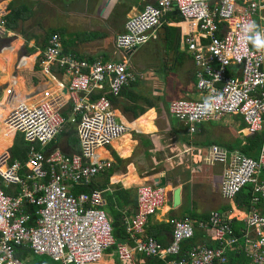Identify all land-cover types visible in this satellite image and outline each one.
I'll return each mask as SVG.
<instances>
[{
	"label": "built area",
	"instance_id": "2783aa9c",
	"mask_svg": "<svg viewBox=\"0 0 264 264\" xmlns=\"http://www.w3.org/2000/svg\"><path fill=\"white\" fill-rule=\"evenodd\" d=\"M138 1L144 3L142 9L126 20L115 38L119 50L130 53L146 44L173 10L197 29V38L190 33L183 42L192 54L196 88L203 97L171 102L170 116L189 135L206 121L235 116L249 136H258L255 158L217 145H210L204 155L207 163L222 167V199L232 200L244 186L251 188L249 207L238 221L240 236H234L229 220L212 212L207 223L211 245L183 251L195 234L194 222L187 217L169 218L171 241L162 245L148 234V223L168 202V191L152 182L138 187L135 216L124 221L128 237L117 241L113 220L104 209V191L75 194L74 189L89 186L112 167L100 152L128 132L107 97L120 96L131 82L128 58L91 60L65 53L56 34L40 61L45 74L55 67L69 77L70 116L48 100H6L11 110L3 124L14 130L13 140L21 136L31 149L25 162L13 161L11 146L0 156V264H98L106 254L121 261L140 255L163 264H226L235 248L249 264H264V49L242 39L241 31L248 21L264 31V0ZM5 15L0 5V35L6 30ZM98 93L102 96L93 99ZM206 103L212 107L205 108ZM67 124L75 126L79 139V151L72 154L50 147Z\"/></svg>",
	"mask_w": 264,
	"mask_h": 264
},
{
	"label": "crops",
	"instance_id": "0c3cea01",
	"mask_svg": "<svg viewBox=\"0 0 264 264\" xmlns=\"http://www.w3.org/2000/svg\"><path fill=\"white\" fill-rule=\"evenodd\" d=\"M0 5L9 15L6 32L0 35V102L15 99L36 104L48 100L70 115L69 77L55 67L51 74H45L41 67L40 55L51 36H61L66 53L121 61L127 57L117 49L115 37L124 31V22L136 15L144 3L138 0H0ZM196 30L177 11L165 14L149 41L130 54L132 80L116 97L115 104L112 103L120 121L129 128L100 152L102 158L112 162V167L102 174L101 184H106L102 191L114 216L115 232L121 239L127 235L124 221L135 216L138 187L152 183L154 177L163 176L165 187L181 188L180 204L172 207L173 189L168 191V202L149 220L148 234L162 245L167 246L171 241L172 227L168 224L171 217L192 218L195 229L192 246H208L212 244V235L207 222L212 212L229 221H240L247 212L234 199L219 196L222 167L210 165L204 155L210 145H217L256 157L259 139L257 146L249 150L250 136L239 117L222 116L206 121L196 133L189 135L182 124L167 114L171 101L203 97L195 89V63L183 42L190 33L197 38ZM147 47L148 55L142 56ZM67 137L59 139L53 147L72 154L79 149V139ZM242 253L235 248L226 264H249ZM155 259L163 264L161 259ZM148 260L138 255L134 261H121L115 254H106L98 264H147Z\"/></svg>",
	"mask_w": 264,
	"mask_h": 264
},
{
	"label": "trees",
	"instance_id": "16d2710c",
	"mask_svg": "<svg viewBox=\"0 0 264 264\" xmlns=\"http://www.w3.org/2000/svg\"><path fill=\"white\" fill-rule=\"evenodd\" d=\"M7 20H8V17H7ZM96 58H100V57H96ZM96 58H92L91 60L96 59ZM24 68H29V67H24ZM101 96L102 95L98 93V94L93 96V99L99 98ZM107 97L111 100V102L113 104H115L116 97H112L110 95H108ZM10 110H11V107H10V105H8L6 103V101H3V102L0 103V112H7L8 113V112H10ZM142 112H144V110H142ZM64 115L65 116H70V115H67L66 113H64ZM2 117H3V119L6 118L7 114L0 113V121H1V126H0V147H3L5 150H7L12 144L13 137H14V130L9 128L5 123L2 125V121H3ZM74 128H75V126H73V125H69L68 127H66L63 130V132L58 136L56 142H58L59 139L63 138L66 135H68L67 138L69 140L72 137V139L75 141L76 138H77V132H76V129H74ZM249 140H250L249 143H250V147H251V148H249V150H251V149H253V148H255L257 146L258 136H250ZM56 142H54V144H52L50 147L55 146L57 144ZM4 149H0V156H2L5 153ZM30 149H31V145L29 143H27L23 137L19 136L16 139L15 144L13 145V147L11 149V155H12L13 161L14 160H20L22 162L27 161L28 153L30 152ZM78 151H79V149L76 148L75 152H78ZM242 154L247 156V157H255V156H250L248 154V152H246V151L242 152ZM106 181L108 182L109 179L107 178ZM101 182H102V174L99 175L98 177H96L93 180L92 184H90L89 186H77V187H75L74 193L75 194H79L80 192H90L93 189L102 190V188L105 187L106 184H105V186H102ZM250 198H251V188H250V186H244L235 195V197L233 199H234V201H235V203L237 204L238 207H242L245 210H247L248 207H249ZM107 205H108V200H107ZM111 206H112V204H111ZM29 210H30L31 213H33V212H35V207H30ZM190 217H192V216H190ZM190 219H192V218H190ZM193 220H195V219H193ZM208 222H209V220H208ZM229 224H230V227H231V229L233 231L234 236L235 237H239L240 236L239 229H241V223L238 222V221H235V220H231V221H229ZM113 225H114V228L116 229L114 221H113ZM115 229H114V234H115V237H116L117 241H119V242L125 241L127 239L128 235H126L125 239H121V238H119L117 236V234L115 232ZM192 244H193V239H191L189 242H187L185 244V246H183V251L188 250L192 246ZM21 253L26 255V254L29 253V251L27 249L26 250L22 249ZM42 259L46 260L47 258L46 257H42ZM147 264H162V262L157 261L155 258L154 259L149 258ZM215 264H217V263H215Z\"/></svg>",
	"mask_w": 264,
	"mask_h": 264
},
{
	"label": "clouds",
	"instance_id": "9594fccd",
	"mask_svg": "<svg viewBox=\"0 0 264 264\" xmlns=\"http://www.w3.org/2000/svg\"><path fill=\"white\" fill-rule=\"evenodd\" d=\"M180 15V14H179ZM9 15H5V19H6V21H8L7 20V17H8ZM126 22V21H125ZM125 22H124V24H125ZM123 28H124V26H123ZM5 29H6V27H5ZM241 31H242V33H243V37H242V39H244L245 41H247V42H250L252 45H253V47L255 48V49H257V50H262V49H264V31H261V30H259V26L256 24V22L255 21H248V22H246V23H244L243 25H242V27H241ZM5 32H6V30L4 31V33L3 34H1V36H4V34H5ZM120 34V33H119ZM54 35H56V34H54ZM58 35V34H57ZM118 35V34H117ZM116 35V36H117ZM60 36V35H59ZM152 36V35H151ZM151 36H150V38H151ZM52 37V36H51ZM61 37V36H60ZM116 38V37H115ZM51 39V38H50ZM62 40V39H61ZM145 45V44H144ZM143 46V45H142ZM139 48V47H138ZM138 48H136L135 50H137ZM134 50V51H135ZM121 52H124V51H122V50H120ZM134 51H132V52H134ZM132 52H130V53H126V52H124L125 53V55H126V57L129 59V56H130V54L132 53ZM129 54V55H128ZM100 58H103L102 56L100 57ZM104 59V58H103ZM126 59V58H125ZM128 63H129V61H128ZM42 67V66H41ZM195 89H197L196 88V82H195ZM217 99H219V98H217ZM178 100H190V99H177V100H174V101H178ZM171 102H173V101H171ZM170 102V103H171ZM169 103V104H170ZM168 104V105H169ZM212 107V105L211 104H205V108H207V109H210ZM167 114H168V116L169 117H171L170 116V114H169V112H168V107H167ZM172 118V117H171ZM172 119H174V118H172ZM175 120V119H174ZM129 128V127H128ZM165 187V186H164ZM166 188V187H165ZM188 218V217H187ZM169 224V223H168ZM170 225V224H169ZM171 226V225H170Z\"/></svg>",
	"mask_w": 264,
	"mask_h": 264
},
{
	"label": "water",
	"instance_id": "95a60500",
	"mask_svg": "<svg viewBox=\"0 0 264 264\" xmlns=\"http://www.w3.org/2000/svg\"><path fill=\"white\" fill-rule=\"evenodd\" d=\"M153 182L156 183L157 186H165V178L163 176L161 177H154ZM180 193L181 188L176 187L172 191V202L171 205L173 208L177 207L180 204Z\"/></svg>",
	"mask_w": 264,
	"mask_h": 264
},
{
	"label": "rangeland",
	"instance_id": "374dc122",
	"mask_svg": "<svg viewBox=\"0 0 264 264\" xmlns=\"http://www.w3.org/2000/svg\"><path fill=\"white\" fill-rule=\"evenodd\" d=\"M148 47L143 51V53H142V56H147L148 55ZM191 98V97H190ZM0 100H1V97H0ZM11 107V106H10ZM4 120V119H3ZM2 125H3V121H2ZM0 126H1V121H0ZM69 126V124H67L66 126H65V128L66 127H68ZM64 128V129H65ZM74 129H76V128H74ZM1 149V148H0ZM173 188H170V187H166V190L167 191H171ZM168 194H169V192H168ZM106 200H107V198H106ZM105 211L108 213V215H109V217L113 220V217L114 216H112V214H110V212H111V210L109 209V207L108 206H106L105 208ZM113 228H114V225H113ZM115 229V228H114ZM36 260L37 261H47V259L46 260H43L42 259V257H36Z\"/></svg>",
	"mask_w": 264,
	"mask_h": 264
},
{
	"label": "bare ground",
	"instance_id": "6f19581e",
	"mask_svg": "<svg viewBox=\"0 0 264 264\" xmlns=\"http://www.w3.org/2000/svg\"><path fill=\"white\" fill-rule=\"evenodd\" d=\"M1 148H3V147H1Z\"/></svg>",
	"mask_w": 264,
	"mask_h": 264
}]
</instances>
